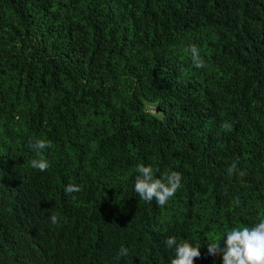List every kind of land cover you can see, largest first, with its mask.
<instances>
[{
    "label": "trees",
    "instance_id": "trees-1",
    "mask_svg": "<svg viewBox=\"0 0 264 264\" xmlns=\"http://www.w3.org/2000/svg\"><path fill=\"white\" fill-rule=\"evenodd\" d=\"M139 164L181 173L165 206ZM261 218L264 0H0V264H170V236L223 264Z\"/></svg>",
    "mask_w": 264,
    "mask_h": 264
},
{
    "label": "clouds",
    "instance_id": "clouds-1",
    "mask_svg": "<svg viewBox=\"0 0 264 264\" xmlns=\"http://www.w3.org/2000/svg\"><path fill=\"white\" fill-rule=\"evenodd\" d=\"M192 61L195 67H206V61L200 55V51L196 46H191ZM224 131H229L231 125L224 122L221 125ZM31 149L36 153L38 159L31 160V167L41 172L46 171L50 167L49 161L42 155L46 148H51L52 142L45 139H35L30 141ZM237 169V165L233 163L228 168V174L233 175ZM139 173L135 177L134 190L140 199L151 202L155 200L160 207L165 206L169 198L173 197L182 187V175L177 171L165 172L161 177L157 178L151 165L145 166L139 164L137 166ZM241 175L243 173L241 172ZM81 189L76 184H67L65 193H77ZM75 199V196H73ZM238 200V198H237ZM53 225L59 223L58 214L53 213L50 216ZM164 244L168 249L174 250V258L170 264H194V259L201 256L200 244L193 246L187 239L177 242L174 236L167 237ZM215 238L213 242L207 245V253L210 257L222 255L223 264H264V218H261L253 227H234L229 230L223 239V247L220 246ZM128 254V248L121 246L119 256L125 257Z\"/></svg>",
    "mask_w": 264,
    "mask_h": 264
},
{
    "label": "water",
    "instance_id": "water-1",
    "mask_svg": "<svg viewBox=\"0 0 264 264\" xmlns=\"http://www.w3.org/2000/svg\"><path fill=\"white\" fill-rule=\"evenodd\" d=\"M157 110V108H155V110L154 111H156Z\"/></svg>",
    "mask_w": 264,
    "mask_h": 264
},
{
    "label": "rangeland",
    "instance_id": "rangeland-1",
    "mask_svg": "<svg viewBox=\"0 0 264 264\" xmlns=\"http://www.w3.org/2000/svg\"><path fill=\"white\" fill-rule=\"evenodd\" d=\"M151 110L153 111V109L151 108Z\"/></svg>",
    "mask_w": 264,
    "mask_h": 264
}]
</instances>
